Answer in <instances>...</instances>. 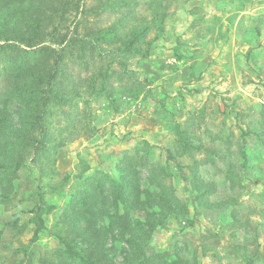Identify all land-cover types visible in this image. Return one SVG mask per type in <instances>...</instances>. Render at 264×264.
<instances>
[{"label":"rangeland","instance_id":"obj_1","mask_svg":"<svg viewBox=\"0 0 264 264\" xmlns=\"http://www.w3.org/2000/svg\"><path fill=\"white\" fill-rule=\"evenodd\" d=\"M120 16L88 15L83 27L96 21L107 25ZM141 19L151 27L146 39H152V51L145 59L124 60V73L118 63L111 64L118 73L110 79V101L98 91V81L92 92L83 84L77 110L51 106L52 142L64 144L45 152L32 172L20 171L18 194L7 212L24 213L19 227L6 226L0 238L1 264H28L30 253L31 263L39 264L42 252L59 245L60 217L79 177L101 169L117 178L124 154L145 140L137 160L145 168L142 185L147 186L150 163L164 160L180 135L220 165L226 163L223 156L234 158L223 153L230 142L235 148L241 138L245 141L248 158L236 163L242 188L232 191L240 204L223 211L196 206L192 180L186 185L175 177L189 211L167 216L148 241V251L174 249L185 257L195 255L198 264H264V0H157L134 9L132 20ZM109 61L96 60L82 72L90 75ZM67 65L71 73L80 70L71 60ZM211 168L202 165L201 174L211 178ZM34 190L45 191L43 198L55 209L25 253L17 248L33 233L31 214L23 210L31 205L26 196ZM231 212L244 222L241 227L230 224ZM9 213L1 219H9Z\"/></svg>","mask_w":264,"mask_h":264},{"label":"trees","instance_id":"obj_2","mask_svg":"<svg viewBox=\"0 0 264 264\" xmlns=\"http://www.w3.org/2000/svg\"><path fill=\"white\" fill-rule=\"evenodd\" d=\"M92 1L0 0V216L18 194L20 171L25 167L32 172L45 152L64 144L61 139L52 142L47 122L51 106L77 110L83 84L92 92L98 81V91L110 101V79L118 73L111 64L123 69L124 60L145 59L152 51V39H146L150 25L145 19L133 21L132 15L134 9L157 0ZM104 11L121 16L107 25L96 21L83 27L88 15L99 19ZM68 60L80 67L77 73H71ZM96 60L110 61L108 67L85 75ZM130 82L135 83L133 78ZM143 143L124 154L117 178L101 169L79 177L60 217L59 245L42 252L39 264H198L195 255L185 257L174 249L149 252L148 241L167 216L189 211L175 188L177 176L186 185L192 180L196 206L223 211L229 204L232 209L240 204L232 191L242 188L236 163L248 158L245 141L241 138L235 148L230 142L223 153H234L235 159L223 156L226 163L220 165L216 157L202 154L200 145L180 135L166 149L164 160L150 163L147 186L142 185L145 168L137 160ZM205 164L213 167L211 178L201 174ZM43 193L34 190L26 196L32 202L23 211L31 214L34 230L19 251L30 249L46 227L45 216L55 209ZM21 213L13 212L5 221L0 217V238L6 226L18 228ZM231 217L230 224H244L234 212ZM30 255L28 264H33Z\"/></svg>","mask_w":264,"mask_h":264},{"label":"crops","instance_id":"obj_3","mask_svg":"<svg viewBox=\"0 0 264 264\" xmlns=\"http://www.w3.org/2000/svg\"><path fill=\"white\" fill-rule=\"evenodd\" d=\"M7 213H9V212H7ZM51 213H52V212H51ZM51 213H50V214H51ZM4 214H6V213H4ZM21 214H22V213H21ZM9 215H10V218H11V213H9ZM48 215H49V214H48ZM10 218H9V219H10ZM19 218H20V216H19ZM30 218H31V217H30ZM30 218H29V219H30ZM7 220H8V219H7ZM4 221H5V220H4ZM29 221H30V220H29ZM18 222H19V219H18ZM31 223H32V222H31ZM32 224H33V223H32ZM33 226H34V225H33ZM45 226H46V225H45ZM18 227H19V225H18ZM33 230H34V229H33ZM32 234H33V233H32ZM31 237H32V236H31ZM31 237H30V238H31ZM29 240H30V239H29ZM28 242H29V241H28ZM23 245H24V243L22 244V246H23ZM27 245H28V243H27L25 246H23V247H22V246H19V247L17 248V250L20 249V248H24V247H26Z\"/></svg>","mask_w":264,"mask_h":264}]
</instances>
